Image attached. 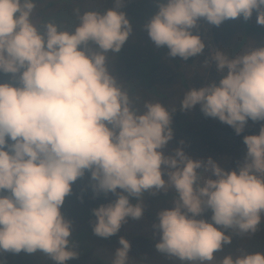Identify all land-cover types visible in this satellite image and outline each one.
Returning <instances> with one entry per match:
<instances>
[{"label":"clouds","instance_id":"9594fccd","mask_svg":"<svg viewBox=\"0 0 264 264\" xmlns=\"http://www.w3.org/2000/svg\"><path fill=\"white\" fill-rule=\"evenodd\" d=\"M38 2L0 0V73L12 81L0 83V252H40L52 264L78 258L61 209L89 173L95 197H116L92 209L95 236L108 239L129 219L140 221L145 193L172 191L173 206L152 225L158 252L181 264H264L261 251L214 255L264 220V124L243 137L247 151L235 170L193 159L184 141L168 149L177 110L160 102L136 108L138 97L114 75L116 54L133 34L120 10L125 0L103 13L75 10L71 28L34 20ZM254 11L264 26V0H166L143 27L155 47L188 61L206 47L193 34L200 19L219 27ZM213 63L219 82L190 88L179 110L199 106L239 136L249 120L264 121V46L239 54L221 48L204 65ZM208 210L210 221L198 219ZM118 244L111 264H129L130 241L121 236Z\"/></svg>","mask_w":264,"mask_h":264},{"label":"rangeland","instance_id":"374dc122","mask_svg":"<svg viewBox=\"0 0 264 264\" xmlns=\"http://www.w3.org/2000/svg\"><path fill=\"white\" fill-rule=\"evenodd\" d=\"M160 2L166 0H125L120 10L126 13L132 23L133 34L121 52L116 54L113 62L114 75L124 82V86L133 97H138L136 108L143 110L145 102H160L170 111L177 110L172 117L174 139L169 143L168 149L180 147V141H184L185 151L193 159L206 160L211 157L217 161L216 158H220L223 162H217L221 167L227 171L235 170L243 162L247 151L243 137L258 135L264 121L249 120L244 132L237 136L230 126L218 119L205 117L199 106L191 111L179 110L186 91L192 87L197 89L205 87L212 81L218 83L219 77L214 63L212 66L204 65L209 57L205 49L200 56L183 61L178 57H169L166 47L157 48L151 42L143 26L157 13ZM114 7L115 0H39L34 20H53L71 28L77 23L75 17L77 9L81 13L86 11L103 13L106 9ZM256 18L257 13L254 11L250 20L264 31V26L258 25ZM243 20L241 17L227 20L219 27L215 26L219 49H231L233 54H239L253 47L264 46V32L253 31L246 36L245 46L240 52L236 39L241 41L245 35L244 28L241 27V23L244 25ZM231 28H234L232 30L236 34L235 38H227ZM222 29L227 33L225 38H222ZM197 33L202 36V30H198ZM234 49L236 51H233ZM111 55L109 53V57ZM164 57H168L165 63L162 62ZM2 82H12L11 75L0 73V83ZM89 184L90 174L86 173L84 178L73 184L75 193L66 198L61 209L65 218L73 223L71 239L79 253L78 258L68 261L67 264H111L115 250L120 246L118 240L121 236L131 243L129 264H181L176 258L168 257L156 250L155 244L159 242V234L152 228V225L157 223V213L173 206L170 203L174 195L172 191L167 194L160 192L155 196L145 193V211L142 219L140 221L129 219L117 235L104 239L93 234L91 224L96 218L92 215V209L107 204L116 197L111 193L95 197ZM135 202L132 200V203ZM207 212L212 214L210 210L205 213ZM226 234L233 235L231 230ZM257 251L264 252V220L254 235H233L232 243L225 245L222 251L214 255L215 259L220 261L227 255ZM0 264H52V261L40 252L31 255L24 252L19 254L0 252Z\"/></svg>","mask_w":264,"mask_h":264},{"label":"built area","instance_id":"2783aa9c","mask_svg":"<svg viewBox=\"0 0 264 264\" xmlns=\"http://www.w3.org/2000/svg\"><path fill=\"white\" fill-rule=\"evenodd\" d=\"M196 30H202L201 39L205 43L206 47L205 50L209 53V55L218 50V46L215 43V26L209 24L206 20L200 19L198 21V27Z\"/></svg>","mask_w":264,"mask_h":264},{"label":"crops","instance_id":"0c3cea01","mask_svg":"<svg viewBox=\"0 0 264 264\" xmlns=\"http://www.w3.org/2000/svg\"><path fill=\"white\" fill-rule=\"evenodd\" d=\"M244 22H243V24L244 25H242V23H241V27H243L244 28V37H243V39L240 41L239 39H236V42H238V45H237V48L240 50V52H241V50H243V48H244V46H245V38H246V36L249 34V33H251V32H260V30H253L252 29V27L251 26H257V25H255L254 23H252L251 22V20L249 19L248 21H245V20H243ZM221 28V27H220ZM234 30V28H231L229 31H228V33H230V35H228V37L227 38H231V37H236V34L235 33H233V30ZM260 29H262L261 27H260ZM231 31V32H230ZM262 32H260V33H263L264 31L263 30H261ZM194 34H198L197 33V31H195V33ZM221 34H222V38H225L226 36H227V33L225 32L224 33V31H223V29H222V31H221ZM239 40V41H238ZM236 42H233V43H236ZM225 42H223V44H224ZM225 45V44H224ZM227 46H228V44H227ZM238 50V51H239ZM233 51H236L235 49L233 50ZM242 53V52H241ZM165 59H162V62L163 63H165V62H167V60H168V57H164Z\"/></svg>","mask_w":264,"mask_h":264},{"label":"trees","instance_id":"16d2710c","mask_svg":"<svg viewBox=\"0 0 264 264\" xmlns=\"http://www.w3.org/2000/svg\"><path fill=\"white\" fill-rule=\"evenodd\" d=\"M252 27V29L253 30H260V32H262L261 30L262 29H260V27H258V26H251ZM216 160L218 161V162H223L222 161V159H220V158H216ZM226 171H227V169H226ZM228 171H230V169L228 170ZM74 189H73V192H72V195H74ZM69 202L71 201V200H68ZM211 215L212 214H210L209 212H207V213H205L204 215H202L200 218H203V219H206V220H209L210 221V219H209V217H211ZM199 218V219H200Z\"/></svg>","mask_w":264,"mask_h":264},{"label":"bare ground","instance_id":"6f19581e","mask_svg":"<svg viewBox=\"0 0 264 264\" xmlns=\"http://www.w3.org/2000/svg\"><path fill=\"white\" fill-rule=\"evenodd\" d=\"M214 37H215V43H216V45L219 46V44H218V42H217V38H216V32H215V34H214Z\"/></svg>","mask_w":264,"mask_h":264},{"label":"water","instance_id":"95a60500","mask_svg":"<svg viewBox=\"0 0 264 264\" xmlns=\"http://www.w3.org/2000/svg\"><path fill=\"white\" fill-rule=\"evenodd\" d=\"M195 31H198V30H196V29H194Z\"/></svg>","mask_w":264,"mask_h":264}]
</instances>
